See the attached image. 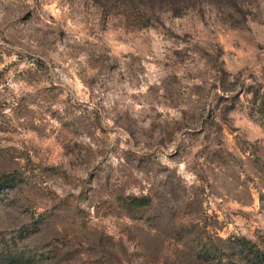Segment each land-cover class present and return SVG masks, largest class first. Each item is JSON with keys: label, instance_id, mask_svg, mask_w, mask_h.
<instances>
[{"label": "rangeland", "instance_id": "rangeland-1", "mask_svg": "<svg viewBox=\"0 0 264 264\" xmlns=\"http://www.w3.org/2000/svg\"><path fill=\"white\" fill-rule=\"evenodd\" d=\"M255 82L264 0H0V264H261Z\"/></svg>", "mask_w": 264, "mask_h": 264}, {"label": "trees", "instance_id": "trees-1", "mask_svg": "<svg viewBox=\"0 0 264 264\" xmlns=\"http://www.w3.org/2000/svg\"><path fill=\"white\" fill-rule=\"evenodd\" d=\"M256 85L254 87H249V90L246 92L242 90V92L251 93L253 96V104L256 109V112L259 116L264 118V88L262 84L255 82ZM261 264H264V258L261 261Z\"/></svg>", "mask_w": 264, "mask_h": 264}]
</instances>
